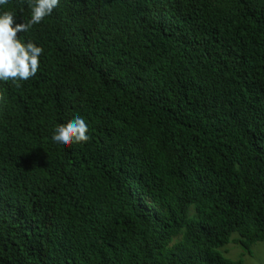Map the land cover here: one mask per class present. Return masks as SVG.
<instances>
[{
  "label": "trees",
  "instance_id": "1",
  "mask_svg": "<svg viewBox=\"0 0 264 264\" xmlns=\"http://www.w3.org/2000/svg\"><path fill=\"white\" fill-rule=\"evenodd\" d=\"M235 15L246 46L201 36ZM17 36L44 51L0 80V264H245L220 249L264 241V0H60ZM76 115L89 140L56 144Z\"/></svg>",
  "mask_w": 264,
  "mask_h": 264
},
{
  "label": "clouds",
  "instance_id": "2",
  "mask_svg": "<svg viewBox=\"0 0 264 264\" xmlns=\"http://www.w3.org/2000/svg\"><path fill=\"white\" fill-rule=\"evenodd\" d=\"M59 3L60 0H27L28 7L31 9L30 18L23 22L14 23L16 13L5 7L9 4V0H0V80L18 82L27 80L37 73L40 66V57L44 51L43 46L32 40L24 42L17 36V33L29 31L33 25L50 16ZM201 29V36L203 32L205 34L217 33L219 40L228 46H237L241 43L246 46L247 38L250 35V31L244 27L237 15L230 20L229 32L223 30L212 19L204 20ZM224 33L228 34L225 36ZM225 59L217 65V74L214 75L213 72L208 77L209 84L212 86L218 85L215 91H209L208 93L212 96H223L230 106L232 105L235 110L239 111V89L227 81V61ZM220 89L223 91L219 92ZM3 100L4 97L0 95V102H3ZM63 120L67 123L56 125L57 128L52 136L56 144L69 146L73 143L89 140V126L82 116L76 115L71 121L68 118Z\"/></svg>",
  "mask_w": 264,
  "mask_h": 264
},
{
  "label": "rangeland",
  "instance_id": "3",
  "mask_svg": "<svg viewBox=\"0 0 264 264\" xmlns=\"http://www.w3.org/2000/svg\"><path fill=\"white\" fill-rule=\"evenodd\" d=\"M258 244L254 247V253H245L239 244L231 243L220 250L232 259L240 258L238 254H242V258L245 264H263L264 263V241L257 242ZM228 248V249H227ZM244 252V253H243Z\"/></svg>",
  "mask_w": 264,
  "mask_h": 264
},
{
  "label": "water",
  "instance_id": "4",
  "mask_svg": "<svg viewBox=\"0 0 264 264\" xmlns=\"http://www.w3.org/2000/svg\"><path fill=\"white\" fill-rule=\"evenodd\" d=\"M242 250H244L245 252H248V248L245 247L244 245L241 244Z\"/></svg>",
  "mask_w": 264,
  "mask_h": 264
}]
</instances>
